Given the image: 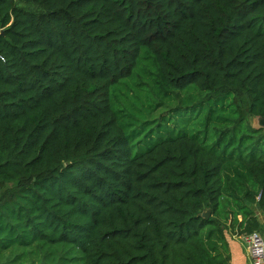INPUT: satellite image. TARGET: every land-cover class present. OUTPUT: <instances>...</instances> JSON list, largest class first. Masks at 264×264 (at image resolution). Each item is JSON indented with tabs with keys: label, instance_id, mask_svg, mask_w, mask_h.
<instances>
[{
	"label": "trees",
	"instance_id": "trees-1",
	"mask_svg": "<svg viewBox=\"0 0 264 264\" xmlns=\"http://www.w3.org/2000/svg\"><path fill=\"white\" fill-rule=\"evenodd\" d=\"M0 28V264H230L264 232V0H0Z\"/></svg>",
	"mask_w": 264,
	"mask_h": 264
},
{
	"label": "built area",
	"instance_id": "built-area-1",
	"mask_svg": "<svg viewBox=\"0 0 264 264\" xmlns=\"http://www.w3.org/2000/svg\"><path fill=\"white\" fill-rule=\"evenodd\" d=\"M250 264H264V239L258 233L241 236Z\"/></svg>",
	"mask_w": 264,
	"mask_h": 264
},
{
	"label": "crops",
	"instance_id": "crops-1",
	"mask_svg": "<svg viewBox=\"0 0 264 264\" xmlns=\"http://www.w3.org/2000/svg\"><path fill=\"white\" fill-rule=\"evenodd\" d=\"M257 216L261 223H264L261 215L257 212ZM228 243L230 264H250L246 248L241 242L240 237L226 235Z\"/></svg>",
	"mask_w": 264,
	"mask_h": 264
},
{
	"label": "rangeland",
	"instance_id": "rangeland-1",
	"mask_svg": "<svg viewBox=\"0 0 264 264\" xmlns=\"http://www.w3.org/2000/svg\"><path fill=\"white\" fill-rule=\"evenodd\" d=\"M18 6L22 7V8H25L27 10H30V11H36V9L33 7V6H30V5H26V4H23V3H17ZM1 28H0V32H1ZM249 124L251 126H253L254 128H259L261 127V122L258 121L257 119L255 118H250L249 119ZM261 235V237L264 239V232L263 233H259Z\"/></svg>",
	"mask_w": 264,
	"mask_h": 264
},
{
	"label": "water",
	"instance_id": "water-1",
	"mask_svg": "<svg viewBox=\"0 0 264 264\" xmlns=\"http://www.w3.org/2000/svg\"><path fill=\"white\" fill-rule=\"evenodd\" d=\"M258 121L261 122V128H264V119H263V120H258ZM208 216H209V211H207V212H205V213L203 214V217H204L205 219H207Z\"/></svg>",
	"mask_w": 264,
	"mask_h": 264
}]
</instances>
